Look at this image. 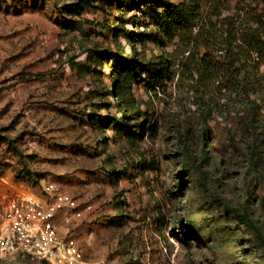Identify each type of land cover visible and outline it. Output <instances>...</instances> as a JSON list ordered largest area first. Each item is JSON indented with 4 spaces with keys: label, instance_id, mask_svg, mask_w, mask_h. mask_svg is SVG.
Masks as SVG:
<instances>
[{
    "label": "rangeland",
    "instance_id": "rangeland-1",
    "mask_svg": "<svg viewBox=\"0 0 264 264\" xmlns=\"http://www.w3.org/2000/svg\"><path fill=\"white\" fill-rule=\"evenodd\" d=\"M143 1L0 0V203L54 182L91 206L57 223L82 264H264V65L250 96L198 81L185 45L157 90L117 74L160 53Z\"/></svg>",
    "mask_w": 264,
    "mask_h": 264
},
{
    "label": "trees",
    "instance_id": "trees-1",
    "mask_svg": "<svg viewBox=\"0 0 264 264\" xmlns=\"http://www.w3.org/2000/svg\"><path fill=\"white\" fill-rule=\"evenodd\" d=\"M141 5L150 14L155 32L139 36L154 41L160 53L145 61L139 60L136 49L130 58L116 55L120 63L117 74L127 73L136 80L146 73L150 86L157 90L178 60L204 84L219 79L234 83L236 79L244 84L248 96L252 94L249 73L264 65V0H144ZM122 31L130 34L122 26H114L115 35ZM170 44L185 45L181 60L168 57L175 53L167 51ZM87 59H91L90 53Z\"/></svg>",
    "mask_w": 264,
    "mask_h": 264
},
{
    "label": "built area",
    "instance_id": "built-area-1",
    "mask_svg": "<svg viewBox=\"0 0 264 264\" xmlns=\"http://www.w3.org/2000/svg\"><path fill=\"white\" fill-rule=\"evenodd\" d=\"M46 197H21L0 203V258L23 255L47 264H82L83 253L74 240L60 235L57 220L81 219L86 210L77 198L58 191L54 182L44 186Z\"/></svg>",
    "mask_w": 264,
    "mask_h": 264
},
{
    "label": "bare ground",
    "instance_id": "bare-ground-1",
    "mask_svg": "<svg viewBox=\"0 0 264 264\" xmlns=\"http://www.w3.org/2000/svg\"><path fill=\"white\" fill-rule=\"evenodd\" d=\"M25 195H26L27 197H31V198L39 199V196H37L35 193H33V192H31V191L25 193Z\"/></svg>",
    "mask_w": 264,
    "mask_h": 264
},
{
    "label": "crops",
    "instance_id": "crops-1",
    "mask_svg": "<svg viewBox=\"0 0 264 264\" xmlns=\"http://www.w3.org/2000/svg\"><path fill=\"white\" fill-rule=\"evenodd\" d=\"M59 219V218H58ZM57 223H58V220H57ZM59 228V227H58ZM60 232V231H59ZM61 235V234H60Z\"/></svg>",
    "mask_w": 264,
    "mask_h": 264
}]
</instances>
